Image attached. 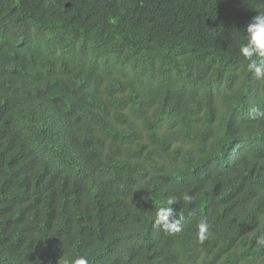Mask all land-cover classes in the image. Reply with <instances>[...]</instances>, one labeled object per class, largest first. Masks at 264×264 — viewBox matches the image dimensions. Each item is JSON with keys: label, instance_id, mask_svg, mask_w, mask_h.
I'll return each mask as SVG.
<instances>
[{"label": "trees", "instance_id": "16d2710c", "mask_svg": "<svg viewBox=\"0 0 264 264\" xmlns=\"http://www.w3.org/2000/svg\"><path fill=\"white\" fill-rule=\"evenodd\" d=\"M260 12L0 0V264H264V80L239 53Z\"/></svg>", "mask_w": 264, "mask_h": 264}, {"label": "clouds", "instance_id": "9594fccd", "mask_svg": "<svg viewBox=\"0 0 264 264\" xmlns=\"http://www.w3.org/2000/svg\"><path fill=\"white\" fill-rule=\"evenodd\" d=\"M244 43L239 48L240 55L248 61L247 72L254 74L257 79L264 80V12L257 13L244 29ZM185 207L194 203L195 197L185 194L182 197ZM178 202L175 195L166 197V206L160 207L155 211L154 226L169 235L178 233L182 229L183 215L176 217L171 205ZM189 215H192L189 212ZM210 235V228L207 221L201 220L197 225V238L203 243ZM256 244L264 247V234L256 238ZM60 264H89L85 255L71 256L64 255L59 259ZM38 264V261H37Z\"/></svg>", "mask_w": 264, "mask_h": 264}]
</instances>
